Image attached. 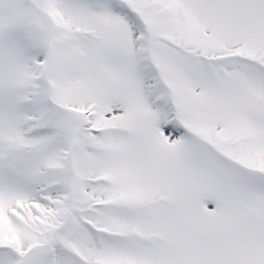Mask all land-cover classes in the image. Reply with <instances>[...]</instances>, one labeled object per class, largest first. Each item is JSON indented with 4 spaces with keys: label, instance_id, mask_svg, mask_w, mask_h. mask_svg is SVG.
I'll list each match as a JSON object with an SVG mask.
<instances>
[{
    "label": "snow or ice",
    "instance_id": "obj_1",
    "mask_svg": "<svg viewBox=\"0 0 264 264\" xmlns=\"http://www.w3.org/2000/svg\"><path fill=\"white\" fill-rule=\"evenodd\" d=\"M0 264H264V0H0Z\"/></svg>",
    "mask_w": 264,
    "mask_h": 264
}]
</instances>
